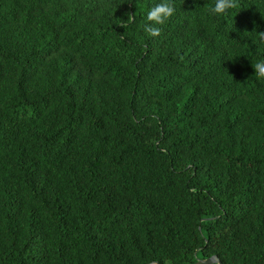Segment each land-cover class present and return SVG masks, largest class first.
I'll use <instances>...</instances> for the list:
<instances>
[{
	"label": "trees",
	"instance_id": "1",
	"mask_svg": "<svg viewBox=\"0 0 264 264\" xmlns=\"http://www.w3.org/2000/svg\"><path fill=\"white\" fill-rule=\"evenodd\" d=\"M155 2L0 0V264H264V0Z\"/></svg>",
	"mask_w": 264,
	"mask_h": 264
},
{
	"label": "clouds",
	"instance_id": "2",
	"mask_svg": "<svg viewBox=\"0 0 264 264\" xmlns=\"http://www.w3.org/2000/svg\"><path fill=\"white\" fill-rule=\"evenodd\" d=\"M238 0H215L214 4L209 8V15L216 17L227 14L229 9L238 8ZM175 13V6L173 0H158L146 12L145 23L143 24V31L148 36L159 35L162 26ZM258 39L264 43V31L257 32ZM254 75L257 79L264 80V59L258 60L252 64Z\"/></svg>",
	"mask_w": 264,
	"mask_h": 264
},
{
	"label": "water",
	"instance_id": "3",
	"mask_svg": "<svg viewBox=\"0 0 264 264\" xmlns=\"http://www.w3.org/2000/svg\"><path fill=\"white\" fill-rule=\"evenodd\" d=\"M222 264L219 258L216 255H212L210 257H207L205 259H199L196 261V264Z\"/></svg>",
	"mask_w": 264,
	"mask_h": 264
}]
</instances>
